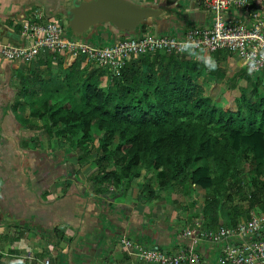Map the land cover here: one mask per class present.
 <instances>
[{
	"label": "crops",
	"instance_id": "crops-1",
	"mask_svg": "<svg viewBox=\"0 0 264 264\" xmlns=\"http://www.w3.org/2000/svg\"><path fill=\"white\" fill-rule=\"evenodd\" d=\"M71 1L0 0V43L24 45L21 26L36 8L67 24ZM131 1L163 11L160 22L145 24L146 33L180 38L189 28L212 25L213 14L199 0ZM249 1L253 12L264 14V0ZM225 17L227 23L253 20L239 9ZM67 35L77 37L70 30ZM126 37L112 26H102L86 39L104 47ZM59 58L55 62L42 54L27 64L0 57V264H138L124 251V237L176 252L188 243L183 233L199 221L206 194L198 188L188 192L178 185L163 187L158 174L147 170L122 189L109 184L111 192H95L96 167L75 164L73 147L50 134L40 112L46 102L52 106L60 93H68L63 80L67 72L61 68L77 60ZM197 58L208 74L218 68L226 80L238 79L240 86H247L248 74L236 54L219 51ZM258 75L264 78V70ZM28 80L33 84L21 95ZM228 89L224 82L217 86L219 92ZM260 198L255 211L263 213L264 195ZM216 252L203 251L211 259Z\"/></svg>",
	"mask_w": 264,
	"mask_h": 264
},
{
	"label": "trees",
	"instance_id": "trees-1",
	"mask_svg": "<svg viewBox=\"0 0 264 264\" xmlns=\"http://www.w3.org/2000/svg\"><path fill=\"white\" fill-rule=\"evenodd\" d=\"M62 69L68 93L40 112L80 167H96V192L154 171L163 187L204 191V229L251 217L264 195V78L248 75L240 86L218 68L208 74L199 58L163 53L132 59L116 75L83 59ZM223 82L233 88L219 92ZM24 83L21 95L33 81Z\"/></svg>",
	"mask_w": 264,
	"mask_h": 264
},
{
	"label": "built area",
	"instance_id": "built-area-1",
	"mask_svg": "<svg viewBox=\"0 0 264 264\" xmlns=\"http://www.w3.org/2000/svg\"><path fill=\"white\" fill-rule=\"evenodd\" d=\"M199 2L213 14L210 27L189 28L180 38L156 33L127 34L125 39L104 47L79 37H69L65 22L49 19L43 10L36 8L21 26L20 35L26 43H0V57L10 62L32 64L42 54H52L55 62L57 56L66 55L116 75L130 60L157 53L197 58L202 54L227 51L242 60L248 75L263 71L264 14L253 12L249 0ZM232 9L252 15V22L246 24L240 19L227 23L225 14ZM183 237L188 243L176 252L144 247L128 237L121 240V245L138 264H264V212L252 211L248 220L236 226L223 223L216 230L204 229L197 221L185 230ZM207 248L217 249L215 258L203 253Z\"/></svg>",
	"mask_w": 264,
	"mask_h": 264
},
{
	"label": "water",
	"instance_id": "water-1",
	"mask_svg": "<svg viewBox=\"0 0 264 264\" xmlns=\"http://www.w3.org/2000/svg\"><path fill=\"white\" fill-rule=\"evenodd\" d=\"M66 15L69 30L84 38L102 26H112L128 35H136L143 24L159 19L163 11L131 0H72Z\"/></svg>",
	"mask_w": 264,
	"mask_h": 264
},
{
	"label": "rangeland",
	"instance_id": "rangeland-1",
	"mask_svg": "<svg viewBox=\"0 0 264 264\" xmlns=\"http://www.w3.org/2000/svg\"><path fill=\"white\" fill-rule=\"evenodd\" d=\"M98 45H99V44H98ZM61 98H64L63 95L60 96V99H61ZM74 161H75V164H77L78 166L80 165V164L77 163V160H76V159H75ZM138 177H139V176H138ZM134 178H137V177H134ZM134 178H132V179H134ZM132 179H130V180H132ZM130 180H129V181H130ZM92 187H93V190L96 192V189L94 188V184L92 185ZM104 188L111 192V190H113V189L116 188V187L113 188V187H111L109 184H107V185H105ZM110 189H111V190H110ZM116 189H117V188H116ZM243 205L245 206L246 204H243ZM246 220H247V218H246V216L244 215V217H242V218L240 219L239 222L246 221Z\"/></svg>",
	"mask_w": 264,
	"mask_h": 264
}]
</instances>
